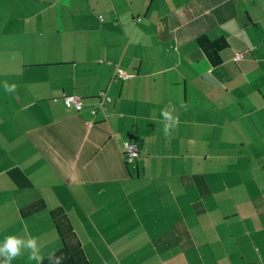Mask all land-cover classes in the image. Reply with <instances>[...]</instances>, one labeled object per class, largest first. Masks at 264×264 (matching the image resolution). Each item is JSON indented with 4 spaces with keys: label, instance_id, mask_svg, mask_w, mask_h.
<instances>
[{
    "label": "crops",
    "instance_id": "crops-1",
    "mask_svg": "<svg viewBox=\"0 0 264 264\" xmlns=\"http://www.w3.org/2000/svg\"><path fill=\"white\" fill-rule=\"evenodd\" d=\"M9 235L42 264H264V0H0Z\"/></svg>",
    "mask_w": 264,
    "mask_h": 264
},
{
    "label": "clouds",
    "instance_id": "clouds-1",
    "mask_svg": "<svg viewBox=\"0 0 264 264\" xmlns=\"http://www.w3.org/2000/svg\"><path fill=\"white\" fill-rule=\"evenodd\" d=\"M4 88L8 92H14L16 90V85H9L4 82ZM182 107L187 108V105H182ZM161 115L165 118L168 123L165 125V133L167 134L169 130L179 123L178 117H173L170 111H162ZM22 250H27L29 253V259L35 260L38 264H42L44 257L40 254V248L37 245V239L35 237L29 236L27 239L18 238L16 236H6L3 243L0 244V264H11V261L18 256L22 255ZM49 264H61L63 257H57L55 252L49 253L47 257Z\"/></svg>",
    "mask_w": 264,
    "mask_h": 264
},
{
    "label": "built area",
    "instance_id": "built-area-1",
    "mask_svg": "<svg viewBox=\"0 0 264 264\" xmlns=\"http://www.w3.org/2000/svg\"><path fill=\"white\" fill-rule=\"evenodd\" d=\"M241 57L240 54L236 55V59H239ZM118 77L120 78H124L125 76L119 72L118 73ZM109 101V99H108ZM64 103L68 106V107H74L77 111H80L83 107V104L80 100H78L77 98H73V97H67L64 99ZM91 113L93 115L96 114V109H93L91 111ZM139 156V151L136 147L135 144L132 143H127L125 145V151H124V157H125V161L126 163H130L132 162L134 159H136Z\"/></svg>",
    "mask_w": 264,
    "mask_h": 264
}]
</instances>
